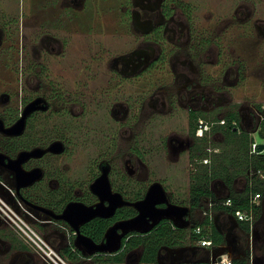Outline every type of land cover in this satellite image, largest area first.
<instances>
[{
    "label": "rangeland",
    "instance_id": "rangeland-1",
    "mask_svg": "<svg viewBox=\"0 0 264 264\" xmlns=\"http://www.w3.org/2000/svg\"><path fill=\"white\" fill-rule=\"evenodd\" d=\"M82 2L65 7L62 0H0V13L15 17L24 14V17L32 19L33 27L25 32L31 43L45 31L39 29L38 22L40 25L45 23L46 30L49 29L52 35H56L61 42L57 53L44 54L48 81H51L52 87L63 96H73L79 101L91 104L87 105L90 107L89 114H84L76 122L82 124L85 131L81 133L84 137L77 147L74 159L71 157L61 160L59 167L67 175V180H77L80 185L89 186L92 182L89 170L91 166L96 165L94 162L111 158L116 167L125 168L126 172L135 171L130 173L131 175H124L127 191L137 188L140 182L145 188L149 184L160 182L169 193L172 203H188L193 184L192 176L202 169L191 157L199 143L197 141L195 144L190 133V107L187 101H183L184 106L176 103V93L171 96L168 91L156 94L155 92L162 88L168 90L169 87L176 90L183 85L177 79L182 74L191 77L192 81L189 82L193 85H190L189 89L192 91L196 85L203 83L207 86L214 84L226 87L229 99L235 104L201 114L203 121L197 135L203 133L200 129L204 127L209 140V151L222 152L225 138L221 130L213 131V127H206L205 122H220L222 118L236 112L240 117V130H253L259 119L258 115L264 117V34L260 33L254 22L248 23L242 19L243 16L264 18V0H184L193 7V32L187 34L177 48L166 42L163 47L165 50L176 49L175 55L168 53L171 63H164L161 69L141 73L142 77L137 81L122 78L111 66L119 55L134 53L143 41L140 32L133 27V19L131 20L130 15L122 8L124 0ZM259 28L264 31V24L259 25ZM189 38L191 40L188 41ZM2 43L0 42V99L3 96L5 98L6 94L11 97L17 94V72L20 73L21 69L15 63L17 53L10 51L8 54L9 43H6L5 47H2ZM30 61L35 63L36 60L31 51H28L25 68ZM181 61H187L189 67H182ZM174 63L178 66V73H175L172 67ZM192 94L193 92H189L186 95L192 98ZM140 99L143 101L142 105L140 101L138 103ZM170 100L173 102L169 103ZM119 102H127L131 108H136L130 112L137 109L139 112L135 131V140L138 142L136 144L134 139L130 141L128 138L131 133L126 131L125 140L120 141L123 152L116 147H110L102 136L108 133L117 134L116 129L118 131L119 128L112 115V109ZM98 104L99 107L96 108ZM11 106H15L14 101ZM62 107L66 105L55 103V108ZM1 109L0 106V111ZM69 120L59 115L48 119L46 126L41 130V136V128L32 129V132L36 133L35 139H42L45 134L43 130L46 132L59 129L60 125H70ZM50 135L51 138L52 133ZM251 136L258 143L262 142L258 135L254 136L252 133ZM137 145L143 153L142 156L134 153L132 147ZM105 152H108L109 157ZM48 162L50 165L53 163L52 160ZM0 177L9 181L3 172H0ZM0 191L14 204V199L8 195L7 189L0 188ZM227 194L221 198L227 197ZM204 205L208 206L205 203ZM191 213V222L199 220L203 215L201 210L194 213L191 210ZM21 219L38 234L46 236L62 254L60 247L68 242L64 235L57 233L62 228L54 223H43V217H37L31 211L25 212ZM64 231L68 233V230ZM260 235L262 243L256 244V252L264 264V227ZM0 237L9 249L8 254L0 256V264H36L37 260H32L26 255L10 260V256L20 249L28 248L32 252L13 228L0 226Z\"/></svg>",
    "mask_w": 264,
    "mask_h": 264
},
{
    "label": "flooded vegetation",
    "instance_id": "flooded-vegetation-1",
    "mask_svg": "<svg viewBox=\"0 0 264 264\" xmlns=\"http://www.w3.org/2000/svg\"><path fill=\"white\" fill-rule=\"evenodd\" d=\"M62 2L65 7L73 6V4L77 5L83 3L82 0H62ZM122 8L126 13L130 15L131 20L133 19V27L137 32H140V35H142L143 37V41L139 44L137 49L133 51L134 53L119 55L120 57L115 59V61H113L111 64V66L114 68V71L117 72L122 78H127V80L137 81L142 77L140 75L141 73L143 74L151 70L161 69L163 68L164 63H166V65L170 64L171 60H169L168 53L173 56L176 54V49L165 50L163 48L165 46L164 44L166 42L172 43L175 46L174 48H177L181 45L187 34L193 32L192 26L195 19L193 7L184 2V0H124V2L122 3ZM178 15L179 17H177ZM68 17L70 18L71 16L69 15ZM252 17L253 16H243L242 20L248 23L254 22L260 33L264 34V31L259 28V25L264 24V18L254 19ZM32 23V19L24 17V14L21 15V17H15L9 14L0 13V42L4 43H2V47H5V44L9 43L7 52L8 54L10 51L17 53L15 63H17V67L20 66L21 68L20 73L17 72L16 84L18 86L17 88H15L17 94H15L13 97H11L10 94H6L5 98H3V96L2 99H0V106L2 108L0 111V154L7 156L9 159H16L18 155L24 151L42 149L45 152L39 157H32L27 160L23 164V168L26 171H31L37 168L41 169L43 175L40 180L36 181L32 185L21 188L20 194L27 201L25 202L21 198L17 190L15 172L3 165H0V172L5 173L6 177L9 179V181H7L5 178L1 179L0 177V182H2L4 186H6H2L0 188L11 189L15 191L16 198L12 197V199H14V204L16 206L19 207L18 203H21V205L25 208V210L21 207V209H18L22 215L26 212V210L28 213H30L31 211L36 214L37 217H43V223L56 224L57 226L62 228L61 230H58L57 233H60L67 238V245H70L72 243H74L75 245L76 233L67 224V222L52 218L49 214L39 209H35L31 205H29L28 202L39 207L46 208L57 214H61L70 203H82L87 206L96 205L100 200L99 197L94 194L92 185L99 177L103 175L105 169H107V174L112 191L114 193H120L126 199L125 192L128 190V187H125L126 180L124 178V175L126 173H128V175H131L130 173H135V171L130 170L126 172L124 170L125 168L123 169L116 167L114 165L113 159L104 158L99 162L95 161L94 164L96 165L91 166L89 173L92 182L89 186L80 185L77 180H67L68 177L66 174H64L65 172L61 170L59 164H61V160L71 157H73L74 159L75 157L77 147L81 144L80 141H82V138L84 137L81 133L85 131L84 126H82V124L79 125V123L76 122L84 114H89L90 107L87 106L89 102L86 103V101H79L73 96L67 98L63 96L59 91H57L54 87H52L53 83L51 81H48L46 75L44 54L57 53V47L61 42L55 34L52 35V33H50L51 31H49V29L46 30L45 23H42L40 25L38 22L39 29H44L45 31H41L42 33L41 35L39 34V37L36 39V41L31 43L29 37L25 32L27 29L33 27ZM189 40H191V38H189L188 41ZM201 44L202 43L200 42V45ZM28 51H31L32 57L36 61L35 63L33 61H30L27 68H25L24 63L26 64V56ZM186 62L187 61H181L182 67H189ZM172 67L175 73H178L177 64H172ZM189 69L191 71V68ZM190 78V76H185L182 74L179 78H177L182 82V86L178 87L176 90H174V88L173 90H171L172 88L170 87L167 88L168 90L162 88L161 90H156L155 94L159 92L166 93V91H168L172 96L176 93L175 95H178V99L176 98L175 101L181 106H184L185 101H187L190 107L189 117L191 118V120L193 115L194 117H199L200 121L197 124L198 126H200V124L202 123L203 119H201V116L206 114L205 112H213L217 109L219 110L221 107L228 108L231 107L232 104H235L233 100L229 99V92H227L226 87L222 88L214 84L213 86H207V84L203 83L204 85H196L197 87L192 91L191 89H189V86L193 85L192 82H189L192 81V79ZM189 92H193L192 98H188V96L186 95ZM13 101L15 105L14 107L11 106ZM36 101H40V108L34 109L26 116L23 131L17 135L8 134L6 130L13 128V126L16 125L24 117V112L27 107ZM139 101L142 105V99L138 100V103ZM172 102L173 100L169 101V103ZM55 103L56 105L59 103H64L66 107L55 108ZM98 107L99 104L96 106V108ZM131 107L132 106L127 102L116 103V107L112 109V115H114V118L117 121L116 124L119 128V132L116 129L117 134L113 133V135H110L108 133L107 135H102L104 140L108 142L110 147H116L119 151H122V149L120 148V141L125 140L126 131H129L131 133L130 137L128 138L130 141L134 139L136 144L138 142L137 139L135 140V131L138 126L137 116L139 112L137 109V111H132L133 114H131V110H136L135 107ZM77 109L79 110V112H77ZM140 112H142V109ZM56 115L70 119V125H60L58 127L59 129H52L46 132L45 130H43L42 132H44L45 134L42 136V139H39L38 142L32 143L28 139L30 133H33L31 132L32 129L41 128L39 132L41 136V130L44 128V126H46L47 120L50 118L53 119ZM258 116L259 119L256 121V127L253 130L248 131L250 134H252L257 127L260 130V126L262 121L264 120V117H262L261 115ZM220 117L221 114L219 118ZM222 120H225V118H222L220 122L218 120V123L214 121L213 123L205 122V124H207L206 127L228 124L226 120L225 123L222 124ZM240 124V120L235 124L233 123V125L236 127L235 129L238 130H240ZM197 132L196 136L192 135L190 127V133L194 138L195 144L197 138L202 137L205 133L203 132L201 135H197ZM50 133H52L51 138ZM52 138L54 140H51ZM53 145L56 146L55 152L49 150ZM71 146H73V148ZM132 148L134 149L135 154H137L138 156H142L143 153L141 149H139V145ZM106 149L108 151V148ZM214 152L221 151L215 150ZM105 154L109 157L108 152H105ZM192 155L193 153L191 154V157ZM48 160H52L53 163L50 165ZM6 161L8 162V160ZM128 162L130 163L131 160H128ZM117 180L119 182H117ZM8 185L11 186V188ZM151 185L152 184H149L145 188L140 182L138 183L137 188H133L128 192H132V190H141L142 192H144L145 197ZM36 194L39 195L38 198L40 200H36L34 198ZM167 194L170 198L168 192ZM120 209L121 208L116 211V214L112 218L99 217L87 222L81 227V230L87 224L94 223L96 220L102 219L109 221V223H112L109 226L111 227L116 222L124 220L123 218L117 216ZM136 215L137 211L135 210V214L132 217ZM172 224L175 225L174 223ZM0 226L10 227L8 224L3 223L2 221H0ZM64 229L66 231L68 230V233H66ZM45 238L48 240L46 236ZM24 248H26V246ZM8 252L9 249L6 245V242L0 237V256L2 254H8ZM23 255L28 256L32 260H37L36 264H45L41 259H39L35 255H32V252H30L28 248L16 251L10 256V260ZM235 257L237 256L235 255Z\"/></svg>",
    "mask_w": 264,
    "mask_h": 264
},
{
    "label": "trees",
    "instance_id": "trees-1",
    "mask_svg": "<svg viewBox=\"0 0 264 264\" xmlns=\"http://www.w3.org/2000/svg\"><path fill=\"white\" fill-rule=\"evenodd\" d=\"M228 124L213 126V131L221 130L224 134V143L222 152L209 151L208 137L206 132L202 137H198L199 147L193 151L192 158L198 162L202 169L192 176L193 184L190 189L188 203L174 202L178 205L188 206L192 212L202 209L206 199L211 201L213 208L223 210L229 214L237 215L238 212L254 213V219L258 214L261 204L255 205L253 197L257 194L264 195V179L259 172L264 174V154L254 153L253 145L255 139L249 132H242L233 125V122L240 120L238 113H232L225 118ZM199 117H192L191 133L196 136L199 129L197 125ZM32 132V131H31ZM36 133H30L28 139L38 142L35 139ZM259 136L264 139V120L261 123ZM217 149V147H215ZM204 160H209L204 163ZM248 175V186L244 192L240 193L234 190V182L240 174ZM222 179L229 189V195L220 199L211 189V182L215 179ZM39 195H35L36 200ZM125 197L129 201H139L144 197L141 190H132L125 192ZM230 200V205L225 203ZM135 214L132 207H123L119 210L117 216L128 219ZM112 223L107 220H96L82 228V233L89 236L96 242H101L104 238L105 231ZM249 231L250 224L248 221L243 223ZM197 228L201 233L197 234ZM208 239L212 241L213 246L225 243V237L214 226L209 212L203 219H195L190 227H177L169 221H163L159 226L154 228L150 233L141 235L138 233L130 234L124 241L122 250L116 254H96L94 256H85L78 250L74 243L70 245H61L62 255L68 258L73 264H128L126 258L129 254L142 248L140 260L136 264H159L158 255L161 249L171 248L178 249L187 246L196 247L198 241ZM135 257V254L133 255ZM251 259L248 256L239 260H234V264H250ZM130 264V263H129ZM135 264V263H134ZM191 264H211L210 261H195Z\"/></svg>",
    "mask_w": 264,
    "mask_h": 264
},
{
    "label": "water",
    "instance_id": "water-1",
    "mask_svg": "<svg viewBox=\"0 0 264 264\" xmlns=\"http://www.w3.org/2000/svg\"><path fill=\"white\" fill-rule=\"evenodd\" d=\"M40 101L30 104L24 112V117L13 126L6 130L8 134H19L23 131L26 116L39 107ZM53 145L49 150L56 151ZM264 151V142L257 144V152ZM45 151L34 149L24 151L16 159H9L7 156L0 154V165H3L15 172L17 181V190L27 187L42 178L41 169L26 171L23 164L32 157H39ZM8 160V162L6 161ZM94 194L99 197V202L93 206H87L82 203H70L61 214L54 213L46 208L37 205H29L39 209L56 220H63L75 231V247L85 256H94L96 254H116L122 250L125 239L132 233L145 235L150 233L154 228L163 221L174 223L177 227L190 226L191 208L188 206L172 203L165 187L159 183H153L145 197L139 201H128L120 193H114L109 182L107 169L92 185ZM21 198L27 202L20 194ZM132 207L137 211V215L116 222L108 228L102 242L98 243L89 236L82 233L81 227L95 218H112L119 208ZM189 250L188 248H182ZM181 250V249H178ZM221 260V259H219ZM216 259H213L215 262Z\"/></svg>",
    "mask_w": 264,
    "mask_h": 264
},
{
    "label": "crops",
    "instance_id": "crops-1",
    "mask_svg": "<svg viewBox=\"0 0 264 264\" xmlns=\"http://www.w3.org/2000/svg\"><path fill=\"white\" fill-rule=\"evenodd\" d=\"M254 136H259L258 127L254 130ZM260 137V136H259ZM255 139V138H254ZM263 143L264 139H261ZM255 142L258 144V141L255 139ZM264 154V151L261 152ZM248 186V175L240 174L234 182V190L237 192H244ZM212 191L216 194V196L220 199L222 196L227 194L229 195V189L226 184L222 181V179H215L211 185ZM261 204V208L256 215V218L253 222H249L250 230L248 231L245 228L243 223L247 221L238 220L237 216L233 214H229L220 209H214L211 201L206 199L204 201L205 204L201 210L203 213L202 218L209 212L211 220L217 230L224 235L225 243L213 247H201L196 246L194 249L186 250V249H171V248H163L159 252L158 255V263L159 264H191L195 261H205L208 262L215 259L221 258H233L235 255L237 257L242 256L246 257L249 255L251 262L250 264H262L260 258L257 256L256 252V244L262 243V233L264 225V195H262L261 199H259ZM192 214V213H191ZM190 220V218H189ZM190 220V226H191ZM188 226V227H190ZM261 232H260V231ZM260 232V233H259ZM264 244V243H263ZM135 254V257L133 256ZM142 254V248L137 249L132 254H129L126 258V263L136 264L140 260V256Z\"/></svg>",
    "mask_w": 264,
    "mask_h": 264
},
{
    "label": "built area",
    "instance_id": "built-area-1",
    "mask_svg": "<svg viewBox=\"0 0 264 264\" xmlns=\"http://www.w3.org/2000/svg\"><path fill=\"white\" fill-rule=\"evenodd\" d=\"M222 124L225 123V120L221 121ZM234 124L236 122H233ZM206 128V127H205ZM204 132L203 127L200 129ZM202 134V133H201ZM253 152H257V143L255 142L253 145ZM209 160H204V163H208ZM261 177L264 179V174L259 172ZM6 187L2 182H0V187ZM8 195L11 197L16 198V194L14 190L7 189ZM259 199H261L260 195L257 194L253 197V203L255 205H260ZM19 207L15 204L9 202L5 194L0 191V221L3 223L8 224L11 228L15 230V232L20 236L22 240L26 242V244L32 249V255H35L39 259H41L45 264H72L66 257H64L56 248L53 246L42 234H38L33 228H31L27 223L21 219L22 214L18 210L20 207L25 210V208L18 203ZM231 201L228 200L225 205H230ZM20 208V209H21ZM27 212V210H26ZM237 218L240 221H254V213L251 210L249 213L238 212ZM197 234L201 233V229L197 228ZM198 246L201 247H213L212 241L208 239H203L198 241ZM183 248H188L189 250L194 249L195 247L187 246ZM182 249V248H178ZM31 254V253H30ZM240 257H233V258H221V260L216 259L215 262L211 260V264H234V260L241 259Z\"/></svg>",
    "mask_w": 264,
    "mask_h": 264
}]
</instances>
